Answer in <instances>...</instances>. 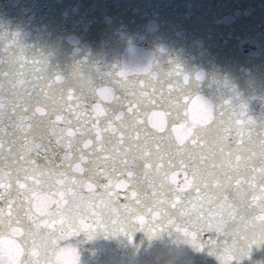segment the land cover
<instances>
[{"label": "snow or ice", "instance_id": "snow-or-ice-1", "mask_svg": "<svg viewBox=\"0 0 264 264\" xmlns=\"http://www.w3.org/2000/svg\"><path fill=\"white\" fill-rule=\"evenodd\" d=\"M11 39L16 51L0 58V264H80L81 234L176 236L222 264L264 242V119L154 59L77 63L65 76L32 54L20 72L28 51Z\"/></svg>", "mask_w": 264, "mask_h": 264}, {"label": "water", "instance_id": "water-1", "mask_svg": "<svg viewBox=\"0 0 264 264\" xmlns=\"http://www.w3.org/2000/svg\"><path fill=\"white\" fill-rule=\"evenodd\" d=\"M13 36L28 51L20 57V72L33 62L32 54L65 76L77 63L104 71L154 59L165 71L179 65L205 98H231L253 118L264 119V0H0V58L11 54L5 49ZM239 127L237 139L246 140L248 127ZM184 177L178 170L177 183ZM113 190L123 201L126 190ZM133 242L123 236L73 238L80 264H222L207 250L194 253L176 236L149 243L142 233H133ZM227 264H264V242Z\"/></svg>", "mask_w": 264, "mask_h": 264}]
</instances>
